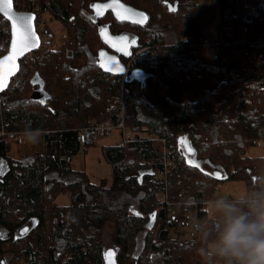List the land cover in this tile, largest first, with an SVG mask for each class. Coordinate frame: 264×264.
I'll use <instances>...</instances> for the list:
<instances>
[{
	"label": "trees",
	"instance_id": "obj_1",
	"mask_svg": "<svg viewBox=\"0 0 264 264\" xmlns=\"http://www.w3.org/2000/svg\"><path fill=\"white\" fill-rule=\"evenodd\" d=\"M32 1L50 7L64 41L23 57L20 80L0 92L7 128L44 137L43 151L13 156L14 139L0 135V264H106L107 222L118 264H201L199 236H170L161 196L198 219L219 181L247 184L264 169V155L249 151L264 139V0H123L152 23L123 59L141 79L98 64L109 47L92 6L106 0ZM121 119L134 134L103 146L113 179L96 184L72 156L95 145L97 124ZM66 192L70 202L57 203Z\"/></svg>",
	"mask_w": 264,
	"mask_h": 264
},
{
	"label": "clouds",
	"instance_id": "obj_2",
	"mask_svg": "<svg viewBox=\"0 0 264 264\" xmlns=\"http://www.w3.org/2000/svg\"><path fill=\"white\" fill-rule=\"evenodd\" d=\"M25 139L37 143L39 135L27 131ZM201 203L211 217L206 212L187 225L200 238L196 252L201 264H264V169L230 195Z\"/></svg>",
	"mask_w": 264,
	"mask_h": 264
},
{
	"label": "water",
	"instance_id": "obj_3",
	"mask_svg": "<svg viewBox=\"0 0 264 264\" xmlns=\"http://www.w3.org/2000/svg\"><path fill=\"white\" fill-rule=\"evenodd\" d=\"M94 11L98 15H104L108 10H111L114 16L119 20H128L134 22H141L146 18V13L123 0H106L103 2H97L94 4ZM5 12L8 15H5ZM0 14L4 16L11 24L12 27V40L10 44V50L0 57L3 59L9 55L15 54V58L11 63H6L4 68L7 74L4 75L2 82H0V92L6 90L13 78V76L19 73L21 68V59L27 54L38 49L40 45V35L37 32L35 25V15L30 11L18 10L15 6L14 0H12L11 5H4L2 0H0ZM9 16L12 19H9ZM31 17V19H28ZM27 20V24L24 21ZM30 28L31 32L34 34L32 43L23 48L22 52L19 49L22 47V41L25 37L26 30ZM100 35L104 40V43L112 50L108 48H100L98 51V64L99 66L107 72L118 73L127 75L128 66L122 59V55L129 53V47L131 44L134 46L138 45V37H131L130 34H111L107 27H103L100 30ZM10 70V71H9ZM182 144L187 153H195V148L191 144L187 134L182 135ZM217 175H221V172H217ZM157 219V212L152 211L149 220L146 222V228L152 229ZM26 227L20 231V233H25ZM116 249L114 247L105 249V261L106 264H118L116 259Z\"/></svg>",
	"mask_w": 264,
	"mask_h": 264
},
{
	"label": "rangeland",
	"instance_id": "obj_4",
	"mask_svg": "<svg viewBox=\"0 0 264 264\" xmlns=\"http://www.w3.org/2000/svg\"><path fill=\"white\" fill-rule=\"evenodd\" d=\"M30 1V0H29ZM26 1V2H29ZM49 22L51 25L55 28L57 31V36L59 37V40L61 44L64 41L63 34L64 29L62 26L58 25L56 22H54L50 16H49ZM140 51V50H138ZM143 51V49L141 50ZM140 51V52H141ZM26 131V130H25ZM27 132V131H26ZM39 135V140L37 143H29L25 139V135L23 139H17V138H10L14 139V141L11 144V155L13 156H20L23 152H41L44 150V137L42 132H37ZM131 135L134 134V131L130 129ZM122 137L121 132L119 130H115L112 132V134L103 137L97 142H95V145L90 146L87 152L80 150L77 154L73 155L72 157V165L73 168L76 170H82L87 173V176L89 179L96 183L99 182L102 178H107L109 181L113 179V172H112V165L106 160V158L103 155V146L108 145L111 143H122ZM250 153L251 154H258V155H264V139L261 141V144L258 146V144L253 145L250 147ZM195 161L197 158L194 159ZM245 185V182L243 180L239 179H232V180H226L223 182L219 181L218 186L215 189V196L218 195H230L235 190L243 187ZM70 194V192H68ZM71 198V196H70ZM207 209V208H206ZM191 212V211H190ZM189 212V213H190ZM188 213V211L185 208H180L179 206H176L172 209L170 212V223L168 226L169 234L172 237L179 238V239H193L194 236L192 234L191 227H187V225L190 223H195L197 218L193 211L190 213L191 217L187 219L185 217V214ZM208 216L211 217V212L207 209ZM113 224L112 222H107L102 227V240L104 242V245L106 248L113 247Z\"/></svg>",
	"mask_w": 264,
	"mask_h": 264
},
{
	"label": "built area",
	"instance_id": "obj_5",
	"mask_svg": "<svg viewBox=\"0 0 264 264\" xmlns=\"http://www.w3.org/2000/svg\"><path fill=\"white\" fill-rule=\"evenodd\" d=\"M15 6L18 10L21 11H30L33 12L35 15V25L37 32L40 35V45L36 52L43 53L49 49L60 47L61 42L59 40V37L57 36V31L55 28L51 25L49 22V16L51 18V9L46 6V4L37 3L35 1L32 2H23L21 0H14ZM10 22L7 19H3L0 23V57L6 54L10 50V44L12 40V27ZM202 42H204V39L202 38ZM220 45V42H214L213 43V50H218V46ZM34 52V51H33ZM32 53V52H31ZM30 54V53H29ZM28 55V54H27ZM21 78V73L15 74L11 80L10 84L17 83ZM5 95L0 93V100L4 98ZM1 105V104H0ZM93 137L96 140H99L103 137H106L115 130H119L121 132L122 142L127 140L131 136L130 128L126 126L124 123V120L121 119L118 123H115L111 120L102 121L99 124H97L94 128ZM26 131L25 130H11L7 128V121L4 120L2 116V106H0V135L10 137V138H17V139H23ZM262 140L255 141L258 146L261 144ZM164 174V177H167V170L164 169L162 171ZM161 200L165 201L166 204L169 206V209H173L172 207L173 203L169 202L167 200V191L164 192V194L161 196ZM185 214V217L189 219L191 217V214L189 213ZM194 213V212H193ZM195 214V213H194Z\"/></svg>",
	"mask_w": 264,
	"mask_h": 264
},
{
	"label": "flooded vegetation",
	"instance_id": "obj_6",
	"mask_svg": "<svg viewBox=\"0 0 264 264\" xmlns=\"http://www.w3.org/2000/svg\"><path fill=\"white\" fill-rule=\"evenodd\" d=\"M95 4V3H94ZM93 4V6H94ZM166 4L168 5L169 8H172V7H175L174 4H172L169 0H166ZM92 6V7H93ZM94 8V7H93ZM109 13V11H107L106 13H104V15H98L95 13V11L93 10L92 11V14L93 16L95 17V20L98 21L99 23V29L101 30L103 27H107L109 32L111 34H130L131 37H134L136 36L135 34H153L154 32H151L152 31V23L149 19V16L147 14V12H145L147 15H146V18L141 21V22H134V21H128V20H121L122 22L118 21L115 22L114 20H112L111 18L109 17H104L105 14ZM141 31V32H140ZM100 32V31H99ZM139 44V43H138ZM136 48V46H134L133 44L130 45L129 47V53L128 54H125V55H122V59H127L129 58L130 56H132V53L134 51V49ZM110 51H112L110 48H108ZM144 48H140L138 50H142ZM136 51V52H139V51ZM129 76H131L132 78L134 77H138V78H142L141 74L139 72H129L127 73ZM39 85L34 83V87L35 89L38 87Z\"/></svg>",
	"mask_w": 264,
	"mask_h": 264
},
{
	"label": "snow or ice",
	"instance_id": "obj_7",
	"mask_svg": "<svg viewBox=\"0 0 264 264\" xmlns=\"http://www.w3.org/2000/svg\"><path fill=\"white\" fill-rule=\"evenodd\" d=\"M2 2L4 5H11L12 0H2ZM5 15H8V13L5 12ZM9 19H12V17L9 16ZM28 19H31V17H29ZM24 23L27 24V20H25ZM33 38H34V34L31 32L30 28H28L26 30L25 37L23 41L21 42L22 47L19 49V52H22L23 48L28 47L32 43ZM14 58H15V54H12L7 57H4L3 59H0V82H2L4 75L7 74L4 68L5 64L11 63V61ZM196 166L198 167L199 165H196Z\"/></svg>",
	"mask_w": 264,
	"mask_h": 264
},
{
	"label": "crops",
	"instance_id": "obj_8",
	"mask_svg": "<svg viewBox=\"0 0 264 264\" xmlns=\"http://www.w3.org/2000/svg\"><path fill=\"white\" fill-rule=\"evenodd\" d=\"M114 144H120V142L111 143L108 145H114ZM56 202L59 204H68L70 202V194L68 192L59 194L56 199Z\"/></svg>",
	"mask_w": 264,
	"mask_h": 264
}]
</instances>
